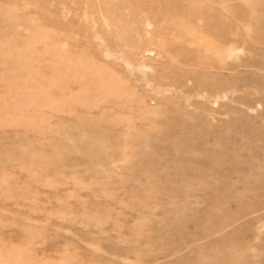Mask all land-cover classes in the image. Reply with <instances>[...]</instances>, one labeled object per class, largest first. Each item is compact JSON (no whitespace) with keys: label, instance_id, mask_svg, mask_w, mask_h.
Listing matches in <instances>:
<instances>
[{"label":"rangeland","instance_id":"obj_1","mask_svg":"<svg viewBox=\"0 0 264 264\" xmlns=\"http://www.w3.org/2000/svg\"><path fill=\"white\" fill-rule=\"evenodd\" d=\"M0 264H264V0H0Z\"/></svg>","mask_w":264,"mask_h":264}]
</instances>
